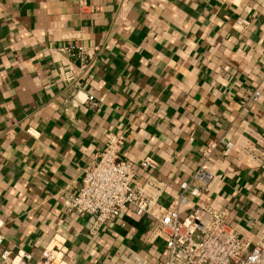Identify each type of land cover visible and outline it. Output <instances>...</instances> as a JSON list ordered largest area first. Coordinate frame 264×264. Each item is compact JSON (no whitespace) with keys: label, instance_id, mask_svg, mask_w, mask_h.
Returning a JSON list of instances; mask_svg holds the SVG:
<instances>
[{"label":"crops","instance_id":"obj_1","mask_svg":"<svg viewBox=\"0 0 264 264\" xmlns=\"http://www.w3.org/2000/svg\"><path fill=\"white\" fill-rule=\"evenodd\" d=\"M66 46L99 50L74 93ZM111 136L160 206L186 217L180 185L206 167L205 199L243 238L262 237L264 0H0V264L46 248L54 264H120L127 249L167 262L156 222L132 208L92 233L67 209Z\"/></svg>","mask_w":264,"mask_h":264},{"label":"built area","instance_id":"obj_2","mask_svg":"<svg viewBox=\"0 0 264 264\" xmlns=\"http://www.w3.org/2000/svg\"><path fill=\"white\" fill-rule=\"evenodd\" d=\"M57 54L78 61L80 76L73 72L61 74V79L69 85L73 93L79 88L99 50L97 48H76L66 46ZM261 97L255 92L253 101ZM88 101H94L89 97ZM223 156L230 157L236 144L230 140L222 141ZM120 139L108 138L97 162L89 165L83 172L82 184L76 194L68 196L69 212L87 218V228L95 232L99 227L120 218L128 208H132L140 218L156 222L152 242L160 239L165 243L167 262L165 264H264V235L256 241L243 238L236 226L228 223L229 214L213 207L204 197V192L213 182L214 175L206 168L198 169L189 182L180 185V202H185L186 193L191 197L193 209L184 218L180 211H169L158 204L160 195L153 194L148 185L137 187L134 184V166L120 156ZM205 159L209 157L204 152ZM144 169H156L157 163L146 159L140 164ZM3 222H0V248L3 244ZM8 252L1 258L6 264ZM56 252L46 248L38 260L31 254H23L19 264H54ZM120 264H155L148 255H141L130 249L120 256Z\"/></svg>","mask_w":264,"mask_h":264}]
</instances>
